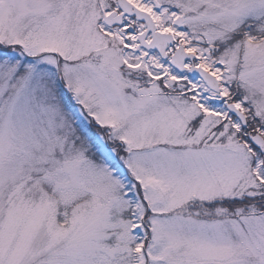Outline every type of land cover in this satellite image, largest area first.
Returning a JSON list of instances; mask_svg holds the SVG:
<instances>
[{
  "label": "snow or ice",
  "instance_id": "6c2138e0",
  "mask_svg": "<svg viewBox=\"0 0 264 264\" xmlns=\"http://www.w3.org/2000/svg\"><path fill=\"white\" fill-rule=\"evenodd\" d=\"M0 264H264V0H0Z\"/></svg>",
  "mask_w": 264,
  "mask_h": 264
}]
</instances>
